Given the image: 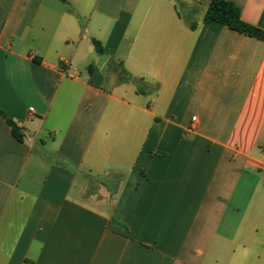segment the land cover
<instances>
[{
  "label": "crops",
  "instance_id": "1",
  "mask_svg": "<svg viewBox=\"0 0 264 264\" xmlns=\"http://www.w3.org/2000/svg\"><path fill=\"white\" fill-rule=\"evenodd\" d=\"M210 2L0 0V264H264V41Z\"/></svg>",
  "mask_w": 264,
  "mask_h": 264
},
{
  "label": "trees",
  "instance_id": "2",
  "mask_svg": "<svg viewBox=\"0 0 264 264\" xmlns=\"http://www.w3.org/2000/svg\"><path fill=\"white\" fill-rule=\"evenodd\" d=\"M203 22L219 23L229 27L232 30L264 41V31L252 24L245 22L242 19L240 8L236 4L228 0H211ZM192 27H195V25H193ZM94 43L97 51L99 53H103L104 51L100 43L96 41H94ZM0 115L6 118V120L12 127V133L14 137L19 141H23L24 135L20 132V129L17 127V125L12 120L8 119L1 110Z\"/></svg>",
  "mask_w": 264,
  "mask_h": 264
},
{
  "label": "built area",
  "instance_id": "3",
  "mask_svg": "<svg viewBox=\"0 0 264 264\" xmlns=\"http://www.w3.org/2000/svg\"><path fill=\"white\" fill-rule=\"evenodd\" d=\"M31 111H33V108H31ZM196 117H193V122H195L196 121ZM192 129V128H191Z\"/></svg>",
  "mask_w": 264,
  "mask_h": 264
}]
</instances>
